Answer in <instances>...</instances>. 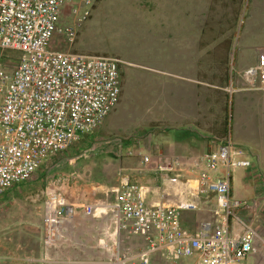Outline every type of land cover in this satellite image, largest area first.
Returning a JSON list of instances; mask_svg holds the SVG:
<instances>
[{
    "label": "built area",
    "instance_id": "built-area-1",
    "mask_svg": "<svg viewBox=\"0 0 264 264\" xmlns=\"http://www.w3.org/2000/svg\"><path fill=\"white\" fill-rule=\"evenodd\" d=\"M95 1L0 0V198L34 178L44 162L81 135L95 131L120 99L126 62L117 55L69 48ZM245 76L264 91L263 54ZM207 142L196 156L158 157L155 169L163 177L156 199L149 186L125 181L112 198L69 202L60 180L47 182L40 191L43 254L35 262L173 264L191 258V264H245L260 239L258 212L231 194L230 183L233 172L247 169L251 160L231 131ZM142 161L149 163L150 155ZM207 203H212L208 218L195 229L183 225V211ZM77 213L108 217L112 231H96V244L86 247L76 231ZM77 226L81 229L82 222ZM121 234L143 244L123 247Z\"/></svg>",
    "mask_w": 264,
    "mask_h": 264
},
{
    "label": "rangeland",
    "instance_id": "rangeland-1",
    "mask_svg": "<svg viewBox=\"0 0 264 264\" xmlns=\"http://www.w3.org/2000/svg\"><path fill=\"white\" fill-rule=\"evenodd\" d=\"M262 7L264 0H96L69 48L121 57L126 64L121 67L120 99L95 131L81 135L63 154L85 159L89 147L100 139L103 143L96 148L121 157L125 155V149L119 152L122 141L132 145L139 139L146 144L152 133L156 136L187 129L175 121L178 114L193 118L188 110L198 120L199 113L208 117L214 128L221 118L224 133L230 125L232 138L237 136L241 115L237 113L235 125L233 103L234 97L240 100V93L230 96L227 80L235 74V52L237 64L240 54L264 46V15L258 13ZM196 23L199 28L194 30ZM168 25L173 30L168 31ZM247 37L253 38L250 46L245 44ZM52 46H57L55 41ZM10 54L16 57L17 53ZM160 72L179 76L178 80ZM259 118L263 124L264 118ZM262 124L249 125L244 133L252 135V130L263 147ZM203 139L193 143L204 149ZM71 155L51 157L42 164L37 177L14 185L0 198V264H37L35 260L43 254L39 238L42 183L72 168L66 163ZM50 253L47 249L45 254Z\"/></svg>",
    "mask_w": 264,
    "mask_h": 264
},
{
    "label": "crops",
    "instance_id": "crops-1",
    "mask_svg": "<svg viewBox=\"0 0 264 264\" xmlns=\"http://www.w3.org/2000/svg\"><path fill=\"white\" fill-rule=\"evenodd\" d=\"M199 12L200 9L198 12L193 13ZM258 13H263L264 15V8H260ZM260 18L261 17L258 19ZM194 21L196 22L198 20L194 19ZM198 28L199 23H196V26L194 24L192 29L195 30ZM169 30H173L171 25H168V31ZM199 35L200 32H197L195 37H198ZM251 35L252 34H250V36ZM240 39L241 35L238 39L237 48L240 45ZM252 39L253 38L250 37L245 38V44L247 46L252 45ZM200 40L201 38L198 37L199 43ZM236 54L237 53L235 52L234 77L232 78L230 76L229 79L227 78L228 80L226 79L229 87L235 89L232 93H240L239 101L237 100V97H234L233 112L235 125H237V113L240 112L241 131L239 133L237 130V136L233 138L235 142L240 144L247 151L251 160V166L247 169H237L233 172L230 190L234 197L247 200L250 204H253L255 212H258L255 219V229L258 232L260 239L255 242L256 251L249 255L245 260V264H262V261H264V259H262L264 258V243H262V241H264V146L262 147L258 143V137L257 135H253L252 130V135L245 134L244 131L249 125V128L252 124H255L256 126L261 125L262 119L259 117L264 118V91L256 88L258 85L256 79H247L245 76L246 69L255 66L257 64L258 56L261 54L264 55V46L255 49L251 48L250 54H240L237 64H235V61H237ZM213 60L215 59H212V61ZM216 61L218 60L216 59ZM160 74L161 76L162 74L170 76L173 79L175 77L177 80L179 77L164 72H160ZM232 93H229V95L231 96ZM170 111L171 110H168V112ZM187 112V114H191V117L193 118L188 120L183 118L184 114H178L175 121L181 123V126L185 125L187 129H181L180 131L169 130L157 134L156 136L152 133L148 135L147 138L149 139H147L148 143L146 144H142L139 139H136L135 144L132 145L128 142L124 143L122 141L119 144V152H122V150L125 149V155H120L121 157L117 156L113 151L109 152L107 149L103 150L96 148V144L103 143L100 139H96V142L89 147L90 149L85 155V159L82 158L80 160L77 155H71L72 153L63 154L65 151L55 155L61 156L62 158H65V156L68 155L72 156L66 157V163L73 167L63 169V172L61 171L62 175L57 177V179L61 181V187L63 188L66 199L69 202L82 201L85 203H96L101 199L108 197L112 198L113 191L125 181H137L142 185L149 186L152 198L154 197L153 199H156L163 177L155 169L158 157L199 155L208 148V138L222 137L227 131H231L230 125H228L226 132L224 133V125L221 118L219 125L215 123L218 127L214 128L212 126V120L208 119V117L206 119L201 113H199L198 117L200 120H198L192 112H189V110ZM175 122L171 123L175 124ZM262 125H264V121ZM235 128L237 129V127ZM158 138L160 139V143L156 142V139L158 140ZM198 138H200V140L204 138V149H202L201 144L197 145L193 143V141ZM252 139L253 141H251ZM143 155H150L149 163H143ZM38 174L39 170L36 172L35 176L37 177ZM42 185L44 187V182ZM211 204L212 203L204 204L203 207L197 211H183L181 214L183 225L187 228L195 229L200 221L208 218ZM250 214L251 212H248V215ZM77 222H82L83 226L81 229L77 226ZM108 222V217L104 218L103 216H98V214L93 217L84 218L80 213H77V216L75 217V227L77 228L76 231L78 238H85L87 242V245H85L86 247L94 246L96 244V231L99 232V230H104L106 228H108V231H112V226L109 225ZM120 238L123 247L133 248L143 244V241L140 238L123 237L122 239V234L120 235ZM182 260L183 261H179L178 263H192L191 258Z\"/></svg>",
    "mask_w": 264,
    "mask_h": 264
},
{
    "label": "bare ground",
    "instance_id": "bare-ground-1",
    "mask_svg": "<svg viewBox=\"0 0 264 264\" xmlns=\"http://www.w3.org/2000/svg\"><path fill=\"white\" fill-rule=\"evenodd\" d=\"M46 251H47V249H46Z\"/></svg>",
    "mask_w": 264,
    "mask_h": 264
}]
</instances>
